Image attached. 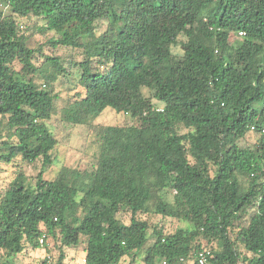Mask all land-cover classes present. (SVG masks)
Here are the masks:
<instances>
[{
  "label": "trees",
  "instance_id": "obj_1",
  "mask_svg": "<svg viewBox=\"0 0 264 264\" xmlns=\"http://www.w3.org/2000/svg\"><path fill=\"white\" fill-rule=\"evenodd\" d=\"M1 4L0 167L14 170L0 196V264L39 248L58 256L38 264H66L82 237L83 264H134L150 239L142 264H198L204 250L206 264H264V0ZM29 30L51 35L30 48ZM59 79L81 89L67 123L109 108L131 124L94 126L95 161L46 180ZM151 216L187 226L167 232Z\"/></svg>",
  "mask_w": 264,
  "mask_h": 264
},
{
  "label": "rangeland",
  "instance_id": "obj_2",
  "mask_svg": "<svg viewBox=\"0 0 264 264\" xmlns=\"http://www.w3.org/2000/svg\"><path fill=\"white\" fill-rule=\"evenodd\" d=\"M0 9L5 15H8L10 13L9 9L3 4L0 5ZM20 23H22L23 25L25 23L29 24L23 19L20 20ZM103 28L104 24H100L99 30ZM27 34L31 35V39L28 43L30 48L38 47L39 44L44 43L45 39L51 35V33L41 35L37 32H34L33 30H29ZM171 51L177 56L182 54L179 46L172 47ZM44 54L49 55L50 52L48 50H45ZM58 54L64 57L68 55V52L59 51ZM44 69L46 70V67ZM35 82L41 88L46 89V87L43 85L44 81L40 75H35ZM53 88L54 92L58 94V100L55 102L56 112L51 116L50 120L47 122V125L50 132L56 139L57 145L52 152L55 159L54 163L50 167V169H48L47 173L44 176L46 180L52 179L55 173L62 166L73 168L77 165H89L95 161L96 144L93 135L94 126H126L131 124V119L128 116L117 114L109 108L105 109L96 119H90L89 123L86 125L78 126L69 124L64 119V111L67 108V101L70 100L74 92L80 91L81 89L73 87V82L66 83V81L60 79L53 84ZM144 94L146 96H149L146 90H144ZM253 139L254 138L252 134H249L247 140L249 142H252ZM39 166L40 163H35L34 165L30 166H24V172L27 176H35L37 171L39 170ZM13 170L14 168L12 166L0 167V196L3 194L8 182L13 177ZM166 198H171L170 193H166ZM149 218L151 222L160 225L162 224L167 232H172L177 228H185L187 226L186 223L177 222L170 219L160 220L158 217L155 218L153 216ZM120 220L124 223H128L129 216L127 214H121ZM151 244L152 239L147 242L143 251L138 254L134 264H142V261L145 257V249H147ZM51 246L52 243H49V247ZM84 246L85 241L82 237L80 243L76 247L67 249L65 251L64 262L66 264H83V258L85 255L83 251ZM57 256L58 252L55 249H52V252L48 253L45 249L39 248L35 251H27L19 255L13 261V264H38L44 258H49L50 262H53L56 260ZM124 264H127V260L124 262Z\"/></svg>",
  "mask_w": 264,
  "mask_h": 264
},
{
  "label": "built area",
  "instance_id": "obj_3",
  "mask_svg": "<svg viewBox=\"0 0 264 264\" xmlns=\"http://www.w3.org/2000/svg\"><path fill=\"white\" fill-rule=\"evenodd\" d=\"M39 244L40 245L43 244V238H40ZM209 255H210L209 251H206V250L199 252L198 255H197V262H198V264H206V259H207V257Z\"/></svg>",
  "mask_w": 264,
  "mask_h": 264
}]
</instances>
